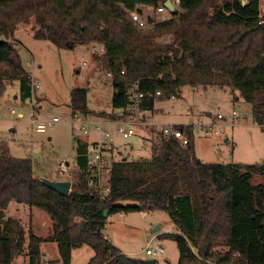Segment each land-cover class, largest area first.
Listing matches in <instances>:
<instances>
[{
  "label": "trees",
  "instance_id": "16d2710c",
  "mask_svg": "<svg viewBox=\"0 0 264 264\" xmlns=\"http://www.w3.org/2000/svg\"><path fill=\"white\" fill-rule=\"evenodd\" d=\"M167 1L0 0V98L6 83L16 81L19 97H32V77L12 42L21 25H30L34 38L58 47L101 44L115 110L127 109V90L135 83L145 94L146 111L177 97L184 86L213 87L245 99L254 121L264 124L260 0H172L176 7L170 17L144 15V7L157 9ZM134 11L146 27L132 19ZM87 96L86 88L72 90L74 117L91 113ZM177 127L188 138L186 146L162 134L152 144L150 160L113 162L107 192L89 187L90 144L77 139L68 196L43 183L32 158L12 156L8 143L0 141V264H15L20 255L25 264H47L44 241L58 245L59 257L50 264H72L73 250L83 246L94 250L88 264H142L105 236V223L114 213L155 210L166 211L176 225L177 232L167 235L177 243V264H264V181H256L264 177V162H203L196 154L193 125ZM12 201L47 212L53 234L37 236L20 219L7 217Z\"/></svg>",
  "mask_w": 264,
  "mask_h": 264
},
{
  "label": "rangeland",
  "instance_id": "374dc122",
  "mask_svg": "<svg viewBox=\"0 0 264 264\" xmlns=\"http://www.w3.org/2000/svg\"><path fill=\"white\" fill-rule=\"evenodd\" d=\"M261 2L264 4V0ZM143 12L155 20L172 15L170 10L159 14L149 6L144 7ZM12 42L21 55L23 66L32 79L38 80L40 88L33 93V100L23 101L19 97V83H6V91L0 98V141L8 143L12 156L32 158L39 177L73 183L76 141L99 139L100 133L96 129L99 125L112 137L115 161H148L152 155L155 130L164 124L199 122L206 115L203 112L216 116L218 113L230 115L236 110L240 114L236 125L230 124L229 117L226 121H218V135L211 138H203L200 134L195 136V149L203 162H264V124L256 123L251 105L243 98L236 99L235 93L232 95L229 89L184 86L177 97L157 101L154 110L146 115V118L153 116V128L132 124L134 134L125 138L117 133L112 121L117 110L112 107L113 85L101 44L58 47L48 40L34 38L30 25H21ZM75 88L87 89V105L91 111L77 119L69 105ZM54 117L60 121L50 123ZM39 123L46 125L44 131L36 130ZM84 124L91 134L83 131ZM107 180L106 175L105 185ZM256 181H264V177H257ZM6 215L20 219L27 232L32 230L43 238L53 234V221L42 209L12 201ZM158 226L160 229L155 232ZM173 232H177L176 225L164 210L114 213L108 217L104 228L105 236L122 252L141 260L156 259L159 264L178 263L177 243L167 235ZM149 243L152 247L161 245L165 253L156 258L147 255L145 249ZM41 252L47 264L59 257L56 242L44 241ZM93 254L94 250L89 246L76 248L72 253V264H88ZM25 261V256L20 255L14 263L25 264Z\"/></svg>",
  "mask_w": 264,
  "mask_h": 264
},
{
  "label": "built area",
  "instance_id": "2783aa9c",
  "mask_svg": "<svg viewBox=\"0 0 264 264\" xmlns=\"http://www.w3.org/2000/svg\"><path fill=\"white\" fill-rule=\"evenodd\" d=\"M246 3V0H243ZM175 4V3H174ZM168 10L166 5H160L157 7V13L161 14ZM132 19L138 23L140 27H146L148 25L147 21L143 19V17L137 12L134 11L131 13ZM260 23L264 22V4L260 0V14H259ZM94 49L97 46L93 47ZM40 88V83L36 79H32V90L33 93ZM128 98H129V106L127 109L118 110L115 112L117 116L116 119L112 118V121L116 124V131L118 134L127 138L134 134V129L131 126L132 124H137L140 126H144L147 129L150 127L153 128L155 126L154 123L151 122V117L146 118V110L143 109L142 104L145 98V94L139 89L138 84L131 85L128 90ZM28 100H33V95ZM157 95H161L160 91H157ZM175 95H172L171 98H175ZM33 107L35 105L32 103ZM33 116L36 117V112H33ZM227 117H229V122L232 125H236L239 123L240 114L233 110L230 115H226L223 113H218L214 118L206 123H196L193 125V133L194 135L200 134L204 137H211L214 135L220 134V131L217 129L220 120L226 121ZM75 119L79 118V116L74 117ZM60 121V118L54 117L51 122ZM85 122V121H84ZM186 125V124H185ZM46 125L44 123H39L36 127L37 131H44ZM83 131L87 134L89 131L87 130V126L84 124L82 126ZM96 129L100 133V138L93 144L90 145L89 153H88V164L86 168V176L88 178V185L90 188H99L104 191L109 190V178L110 171L112 169V164L115 162L114 160V145L112 143V137L110 134L102 128L101 125L96 127ZM154 142L159 141L160 135L172 136L175 139L179 140V142L186 146L188 144V138L184 133L183 129L177 127V124H164L158 130L154 131ZM108 176L107 185H105L104 177ZM147 255L156 258L160 257L165 253L164 248L161 245H156L154 247L149 243L147 248L145 249Z\"/></svg>",
  "mask_w": 264,
  "mask_h": 264
},
{
  "label": "water",
  "instance_id": "95a60500",
  "mask_svg": "<svg viewBox=\"0 0 264 264\" xmlns=\"http://www.w3.org/2000/svg\"><path fill=\"white\" fill-rule=\"evenodd\" d=\"M245 4V2H243ZM166 7L170 11H174L175 4L172 0L166 2ZM68 163V162H67ZM43 183L46 184L49 188L53 189L57 193L68 196L71 191L72 183L70 181H60V180H50L47 178L43 179ZM104 215L107 216V210H105ZM160 226H158L154 231H158ZM142 264H156V259L141 260Z\"/></svg>",
  "mask_w": 264,
  "mask_h": 264
},
{
  "label": "crops",
  "instance_id": "0c3cea01",
  "mask_svg": "<svg viewBox=\"0 0 264 264\" xmlns=\"http://www.w3.org/2000/svg\"><path fill=\"white\" fill-rule=\"evenodd\" d=\"M176 6V5H175ZM97 45V44H96ZM95 55H97V54H95ZM232 93V92H231ZM232 95H233V93H232ZM236 99H238L239 100V97L237 96L236 97ZM118 111V110H117ZM116 111V112H117ZM115 111L113 110V113H114ZM149 112H151V111H147L146 112V114H148ZM153 113V112H152ZM206 114L205 115V117H204V119H200L199 120V122L197 121V122H188V123H181V124H186V125H188V124H196V123H206V122H208V121H210L212 118H214L215 117V114H209V113H207V112H203L202 114ZM148 116H150L151 118H153V116L152 115H148ZM113 118V117H112ZM92 132V131H91ZM91 132H89L88 134H91ZM94 132H96V133H98L97 131H94ZM95 133V134H96ZM203 138H211V137H213V136H211V137H204V136H202ZM81 140H83V141H86V142H88L90 145L91 144H93V143H95L98 139H90V138H87V139H81ZM195 147H196V144H195ZM196 150V154H197V156H198V152H197V150L198 149H195ZM198 158L201 160V158L198 156ZM201 161H203V160H201ZM122 251V250H121Z\"/></svg>",
  "mask_w": 264,
  "mask_h": 264
}]
</instances>
